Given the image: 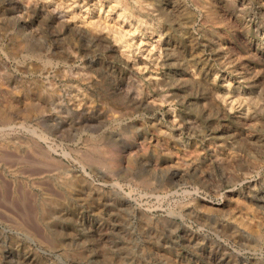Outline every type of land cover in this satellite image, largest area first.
Returning <instances> with one entry per match:
<instances>
[{"label": "rangeland", "instance_id": "obj_1", "mask_svg": "<svg viewBox=\"0 0 264 264\" xmlns=\"http://www.w3.org/2000/svg\"><path fill=\"white\" fill-rule=\"evenodd\" d=\"M0 264H264V0H0Z\"/></svg>", "mask_w": 264, "mask_h": 264}, {"label": "bare ground", "instance_id": "obj_2", "mask_svg": "<svg viewBox=\"0 0 264 264\" xmlns=\"http://www.w3.org/2000/svg\"><path fill=\"white\" fill-rule=\"evenodd\" d=\"M119 2V1H118ZM126 2V1H125ZM136 2V1H135ZM141 2V1H140ZM119 4V3H118ZM128 6V5H127ZM51 16L53 17V18H61V17H63V14H61L56 8H53L52 10H51ZM97 23V22H96ZM79 36L82 38V39H85V34L84 33H79ZM123 36V35H122ZM92 37H95V39L97 38L96 37V35L95 34H93V36ZM119 39H121V38H119ZM125 40V39H124ZM124 40L122 39V41L124 42ZM106 43H105V46L106 47H108V48H111V51H113L114 50V46L112 45V44H110V42L108 43V41H105ZM88 44H90V41H88ZM123 46V45H122ZM121 47V46H120ZM64 54V53H63ZM52 56L54 57L53 59H55V58H57L58 57V55H56L55 53H51V56H50V58H52ZM60 59L59 60H66V58H64L62 55L59 57ZM37 137L38 138H40V139H42V140H45L46 139V137H45V135H43L42 133H37Z\"/></svg>", "mask_w": 264, "mask_h": 264}]
</instances>
